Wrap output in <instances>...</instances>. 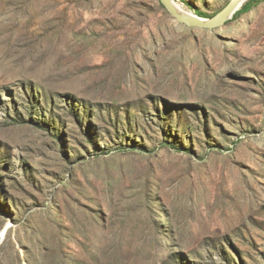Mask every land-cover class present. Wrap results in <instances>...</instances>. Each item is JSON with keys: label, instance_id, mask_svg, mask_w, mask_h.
I'll return each mask as SVG.
<instances>
[{"label": "rangeland", "instance_id": "rangeland-1", "mask_svg": "<svg viewBox=\"0 0 264 264\" xmlns=\"http://www.w3.org/2000/svg\"><path fill=\"white\" fill-rule=\"evenodd\" d=\"M247 1L0 0V264H264Z\"/></svg>", "mask_w": 264, "mask_h": 264}, {"label": "water", "instance_id": "water-1", "mask_svg": "<svg viewBox=\"0 0 264 264\" xmlns=\"http://www.w3.org/2000/svg\"><path fill=\"white\" fill-rule=\"evenodd\" d=\"M171 17L190 27L216 28L223 25L245 0H230L228 4L211 18H202L189 12H181L173 0H159Z\"/></svg>", "mask_w": 264, "mask_h": 264}, {"label": "trees", "instance_id": "trees-1", "mask_svg": "<svg viewBox=\"0 0 264 264\" xmlns=\"http://www.w3.org/2000/svg\"><path fill=\"white\" fill-rule=\"evenodd\" d=\"M256 0H248L243 6L242 9L240 11V13H245L251 10V8L254 6ZM197 15H202L200 12L195 11ZM206 17H213V16H206Z\"/></svg>", "mask_w": 264, "mask_h": 264}, {"label": "bare ground", "instance_id": "bare-ground-1", "mask_svg": "<svg viewBox=\"0 0 264 264\" xmlns=\"http://www.w3.org/2000/svg\"><path fill=\"white\" fill-rule=\"evenodd\" d=\"M174 5L176 6V8L181 11V12H187L185 11L181 6H179L177 3L174 2Z\"/></svg>", "mask_w": 264, "mask_h": 264}]
</instances>
